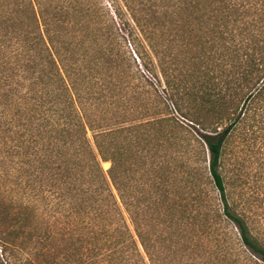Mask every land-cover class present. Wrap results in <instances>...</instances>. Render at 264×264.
Here are the masks:
<instances>
[{
	"label": "trees",
	"instance_id": "obj_1",
	"mask_svg": "<svg viewBox=\"0 0 264 264\" xmlns=\"http://www.w3.org/2000/svg\"><path fill=\"white\" fill-rule=\"evenodd\" d=\"M263 123L264 0H0V264L34 201L78 264H264L225 163Z\"/></svg>",
	"mask_w": 264,
	"mask_h": 264
},
{
	"label": "rangeland",
	"instance_id": "obj_2",
	"mask_svg": "<svg viewBox=\"0 0 264 264\" xmlns=\"http://www.w3.org/2000/svg\"><path fill=\"white\" fill-rule=\"evenodd\" d=\"M173 115L174 119H181L175 111ZM259 133L262 135L261 140L254 139L250 146L244 144L243 133L233 136L227 144L225 163L227 175L238 178V186L233 187L235 192L249 200V210L264 226V123ZM102 166L104 169L108 167L104 162ZM33 205L37 211H28L24 219L29 225L24 239L30 246V254L23 263L78 264L71 242L59 236L56 238V211L47 210L39 201H34ZM4 208V202L0 200V210Z\"/></svg>",
	"mask_w": 264,
	"mask_h": 264
},
{
	"label": "bare ground",
	"instance_id": "obj_3",
	"mask_svg": "<svg viewBox=\"0 0 264 264\" xmlns=\"http://www.w3.org/2000/svg\"><path fill=\"white\" fill-rule=\"evenodd\" d=\"M104 164H105L106 167L109 166V163L108 162H104Z\"/></svg>",
	"mask_w": 264,
	"mask_h": 264
}]
</instances>
